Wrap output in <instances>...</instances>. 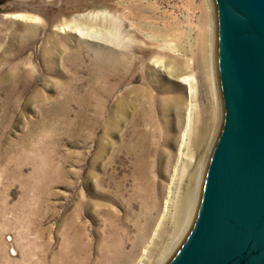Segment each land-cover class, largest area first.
<instances>
[{
	"label": "rangeland",
	"instance_id": "374dc122",
	"mask_svg": "<svg viewBox=\"0 0 264 264\" xmlns=\"http://www.w3.org/2000/svg\"><path fill=\"white\" fill-rule=\"evenodd\" d=\"M212 54L210 0H0V264H162L219 128Z\"/></svg>",
	"mask_w": 264,
	"mask_h": 264
},
{
	"label": "water",
	"instance_id": "95a60500",
	"mask_svg": "<svg viewBox=\"0 0 264 264\" xmlns=\"http://www.w3.org/2000/svg\"><path fill=\"white\" fill-rule=\"evenodd\" d=\"M219 128L162 264H264V0H210Z\"/></svg>",
	"mask_w": 264,
	"mask_h": 264
},
{
	"label": "bare ground",
	"instance_id": "6f19581e",
	"mask_svg": "<svg viewBox=\"0 0 264 264\" xmlns=\"http://www.w3.org/2000/svg\"><path fill=\"white\" fill-rule=\"evenodd\" d=\"M170 73L174 77H177L179 79L181 78L179 81L182 82L183 84H185L188 87L189 94H191V95L193 94V90L194 89L192 87V84H193L192 83V81H193L192 76H189V75L181 76L182 75V70L176 65L173 66V68H172ZM174 102H176V101H174ZM177 103H178V105L183 104V100L177 101ZM185 118H186V121H185L186 122V128H185V132L183 134L182 144H181V147H180V151H182V149L184 150L183 153H180V159H182L184 161L182 166H181V175H180V177H181L180 179L181 180H182V178H184V176L187 174L188 170L193 165L194 156H195L194 155L195 153H194V150H193L194 147L192 148V138H193V129H194V113L192 112L191 109H188V113H187ZM203 165H204V163L203 164L200 163L199 166L196 169H194L195 170L194 173L189 174V176H188V184L186 185L184 193L181 196L179 195V197L175 201L176 202L175 205H173L174 206V209H173L174 211H173L172 216H171L172 223H173L172 232L170 233L171 237L169 238L168 245L165 247V249H164V251L162 253V256L160 257L161 258L160 261L158 260L159 262H162L163 260H165L166 257L171 253V251L174 249L176 244L179 242V240L183 236L184 232L186 231V229H187V227H188V225L190 223V220H191V217H192V213H193V209H194V206H195V202H196V199H197L198 189H199L201 175H202V171H203ZM176 171H177V169H176ZM177 172H179V171H177ZM174 173H176V172H174ZM177 178H179V177H177ZM180 185H181V183H180ZM173 197H174V195H173ZM165 202H166V199H165ZM163 215H161V216H163ZM161 222H163V221H161ZM158 226H159V224H158Z\"/></svg>",
	"mask_w": 264,
	"mask_h": 264
}]
</instances>
